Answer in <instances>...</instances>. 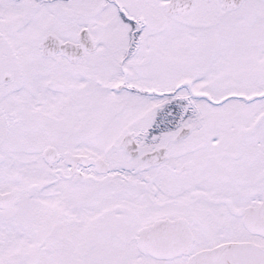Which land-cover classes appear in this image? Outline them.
<instances>
[{
    "label": "snow or ice",
    "instance_id": "6c2138e0",
    "mask_svg": "<svg viewBox=\"0 0 264 264\" xmlns=\"http://www.w3.org/2000/svg\"><path fill=\"white\" fill-rule=\"evenodd\" d=\"M0 264H264V0H0Z\"/></svg>",
    "mask_w": 264,
    "mask_h": 264
}]
</instances>
